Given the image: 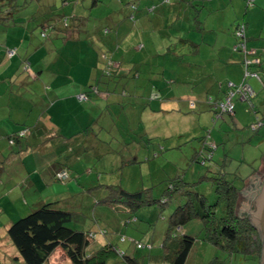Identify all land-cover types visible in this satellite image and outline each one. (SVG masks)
<instances>
[{
	"label": "rangeland",
	"instance_id": "1",
	"mask_svg": "<svg viewBox=\"0 0 264 264\" xmlns=\"http://www.w3.org/2000/svg\"><path fill=\"white\" fill-rule=\"evenodd\" d=\"M107 3L105 0H100L96 6L92 7V0H77V3L74 1L66 5H63L61 0H57L54 14L63 16L61 24L65 26L66 21L69 23L70 14H75L74 11L78 15L82 14L84 13L83 8H87L86 17L91 19L89 28L97 25L103 29L102 20L107 12ZM166 14L169 13L166 12ZM168 18L171 19V15ZM148 22L157 25L160 18L154 16ZM172 24L173 22L169 23L170 26ZM104 33L107 32L104 31ZM6 34L8 33L3 32L0 35ZM156 35L153 34V37ZM149 42L154 43L150 36L145 39V49L138 53L132 42L120 39L119 50L117 49L114 58L106 51H101L100 48L91 50L90 52L95 56V62L97 60L100 62L99 75H104L103 79L106 84L110 89L116 88V91L108 94L111 98L102 97L103 100L99 98L97 92H91L90 98L86 97V99H79L74 95L73 98L85 104H90L92 99L98 100L93 102L94 105L85 107L83 104L77 107L67 99L65 106L60 108L63 118L60 119L58 114L50 119L49 123L53 125L49 127L50 132L54 133V130L61 124L73 128L68 127L67 130L62 129L61 132L56 129L57 134H69L76 131L78 121L75 117L86 119L97 115L102 123L101 126H104L106 130L111 129L110 136L114 137L110 144L111 147L109 146L110 151L107 146H99L100 151L107 150L109 153L102 155L99 152L98 155L82 156L12 155L9 157L7 151L5 155H0V245L4 246L1 253L3 264H23L21 258H15L19 255L8 235L3 231L4 224L18 218L21 214L27 215L28 211L24 210L25 207L35 208L41 204L40 201L46 202L52 196L68 197L60 203L61 207L83 215L70 221L67 224L69 228L96 231L95 238L99 241V245L110 242L120 251H128L129 246L133 245L135 249L133 255L143 258L146 264V256L150 251L153 254L161 253L160 244L165 235L167 218L177 206V201L172 200L162 208L158 205L142 206L135 213L137 218L135 222L129 223L126 205L114 204L120 207L116 209L113 206L98 203L99 199L107 195V191L102 190L105 186L102 187L101 184L119 185L131 192L152 187L153 196L158 198L166 189L169 178L180 175L186 182H198L194 187L206 196L210 204H214V190L211 181L206 179L214 177V174L211 176V172L215 169L213 165H222L225 161L226 178L232 180L237 186L244 184L243 181L252 173L264 169V123L262 122L264 121V89L259 90L252 98L254 107L248 101L242 102L234 97V116L230 118L228 115H223L222 118L215 119L211 104L214 103L219 93L215 88L212 89V86L209 89L208 85L216 83L227 86L228 83H232L238 86L242 82V74H235L230 78L219 76L213 81L208 78V76H213L208 70L218 66L217 63L214 65L205 60V62H195L196 65H190L193 62L188 60L186 55L175 57L172 51L167 50L161 52V56L154 57L155 53L149 52L148 47L151 45ZM180 45L181 43L178 44L179 49H177L179 53L185 51ZM131 46H133L132 49ZM88 52L82 48V55L79 56L78 50L73 52L68 49L67 57L73 61H81L82 65L76 67L77 81L76 79L67 80L66 83L69 84L66 93L73 89V82L76 81L79 84L80 79L84 80L88 76L86 72V65L89 64L86 63ZM133 54L136 55L134 59H132ZM208 54L203 55L205 59ZM139 56L145 58L143 63L148 66L142 67L143 72L140 78H136L138 73L134 70H138L139 65L133 69V63L139 62ZM88 58L92 59L91 56ZM116 62H122L121 68H131L128 78L109 77L114 68L118 66ZM152 64L157 67L161 66L165 74L160 76L159 68L152 67ZM149 66L154 69H149ZM196 70L200 71L196 72ZM261 75L262 73H259V76ZM148 83L150 90L151 83L155 84L154 94L149 96L147 91L144 92V87ZM251 83L255 87V82ZM134 88L139 91L134 92ZM116 97H120L122 103L114 105L112 101ZM108 102L111 104L107 105ZM20 128L22 127L18 126L16 129L10 127L11 130ZM99 128L95 127L97 130ZM102 132L100 136L106 139L109 131L105 133L103 130ZM203 145L207 147L214 145L211 166L205 160L206 153H199ZM58 157L62 160L73 161L77 168L67 171L69 176L63 180H57L54 176L57 170L52 174L50 172L52 171L50 165L54 166ZM203 176L206 178H201ZM82 184H86L85 186L94 184L92 185L94 188L92 187L89 191L80 189ZM18 194L24 196L22 203L16 199ZM125 221L126 224H124ZM201 227V221L194 219L182 229L187 235H198L199 240ZM137 243L143 247L136 248ZM8 245L13 247L15 254L7 250ZM215 249L219 264H255V261L244 259L239 255L229 256L222 249L203 241L194 242L185 264H213L212 260L215 256L213 250ZM49 264L71 263L64 253L57 249L51 256Z\"/></svg>",
	"mask_w": 264,
	"mask_h": 264
},
{
	"label": "crops",
	"instance_id": "2",
	"mask_svg": "<svg viewBox=\"0 0 264 264\" xmlns=\"http://www.w3.org/2000/svg\"><path fill=\"white\" fill-rule=\"evenodd\" d=\"M72 1L74 0H67L63 5L70 4ZM75 1L77 3V0ZM98 1L100 0H92L91 6H96ZM105 1L108 3L107 12L102 20L104 22L103 29L97 25L89 28L91 19L86 17L87 8H83L84 13H79V15L74 11L75 14H70L69 25L63 26L61 24V17L63 16L54 14L57 0H40V3L32 2L27 8L20 10L19 14L26 13L27 22L22 18H15L18 15L17 12L8 21L0 24V34H3V32L9 34L0 35V155H5L7 151L9 157H12V155L82 156L98 155L99 152L102 155L109 153L110 144L114 137L110 136L111 129L106 130L104 126H101L102 123L97 115L86 119H77L75 117L78 121V125L75 128L76 131L69 134H57L56 129L61 132L62 129L73 128L61 124L57 125L58 127L54 130V133L50 132L49 127L53 125L49 122L51 118L56 117L58 114L60 119L63 118L60 108L65 106V100L69 99L77 107L85 104L73 97L74 95L77 97L79 94H83L92 84L96 85L94 86L96 90L92 87L86 93L87 98H90L91 92H97L99 98L103 100V98L109 96L108 94L116 91V88H109L105 79H103L104 75H99L100 62L98 60L95 62V56L90 51L100 48L102 49L101 51H106L114 58L117 49L119 50L118 42L120 39L132 42L138 53H141L146 47L145 39L150 36L154 43L149 42L151 45L148 48L151 54L155 53L154 57L161 56V52L167 50L172 51L175 57L186 55L188 60L193 62L190 65H196L195 62H205V60L214 65L217 63L218 66L208 70L213 75L208 76V78L215 81L216 77L219 78V76L230 78V76H235V74H242L240 55H237L232 50L237 43L233 31L237 25L245 24L247 41L243 48L251 53L253 50L259 52L262 57V64L254 68V70L257 71L258 75L262 73L259 77L264 79V0H251L250 4L248 3L249 0H168V3H164L163 0ZM131 4L135 5L136 11L133 12L130 9ZM48 5H53V7L48 8ZM166 12L169 14H166ZM131 14L134 16L133 20H131ZM170 15L171 19L168 18ZM154 16L160 18V22L157 25L148 22ZM45 19H52L49 23L53 24L55 28L54 31L50 32L47 39L41 38L38 32L39 25ZM170 22H173L171 26L169 25ZM104 31L108 34L104 33ZM153 34L157 35L153 37ZM179 43L185 50L184 52H178ZM12 48L16 49V54L8 57L6 50ZM82 48L89 51L86 57V63H89L86 65L88 76L84 80L80 79L79 84H77L76 67L82 65V62L80 59V62L73 61L67 57V54L68 49H71L73 52L78 50V54L81 56ZM132 48L133 46H131ZM205 53H209L206 59L203 56ZM103 55L107 56L106 54ZM210 55L212 57H209ZM89 56L92 59H89ZM135 56L133 54L132 59ZM139 59V62H136L138 64L133 63V69L139 65V69L134 70V72L138 73L136 78H140L143 72L142 67L148 66L143 63L145 58H140L139 56ZM116 63L118 66L114 68L109 77L128 78L131 68L124 69L121 68L122 62ZM151 66L157 67L153 64ZM152 67L149 66V69H154ZM157 68H159L158 74L160 76L165 74L161 66ZM69 79H76V81L73 82V89L66 93L69 84L66 82ZM251 82H255V87H253ZM248 84L256 93L264 89V87L259 85L257 78L251 79ZM151 85V90L149 89V83L144 87V92L147 91L148 96L154 94L155 84L151 83ZM211 86L212 89L215 88L219 93L216 99L222 98L226 85L223 86L216 83L211 85L210 83L208 88L211 89ZM133 91L137 93L139 90L134 88ZM109 97L111 98V96ZM97 100L92 99V103L85 104V107L94 105L93 102ZM121 101L120 97H116L112 103L118 105L122 103ZM106 104L109 105L111 103L108 102ZM14 125L22 128L27 127L29 132L24 138L10 144L8 137L18 131L10 129V127L16 129ZM95 127L100 128L97 130ZM103 130H105V133L109 131L106 139L100 136ZM101 145L103 147L107 146L109 150L103 149L105 151H100L99 146ZM7 147H9V150H7ZM57 161L58 163H56ZM54 164V166L50 165L51 174L57 170V172H54V176L60 171H65L68 175L67 171L77 169L73 161L62 160L59 157ZM56 167L58 168L56 169ZM45 185L48 186V184ZM85 185L82 184L80 189L89 191L94 186V184H92L93 186L91 184ZM22 198L24 199V196H20V194L16 197L20 203H22ZM66 199L68 197L52 196L46 202L59 201L62 203ZM40 203L43 204L45 202L40 201ZM32 209L33 207L24 208L25 211H28L27 213ZM21 215L18 218L26 214ZM18 218L9 220L7 224H4L3 231L6 233L9 224ZM96 243L98 244L99 241L96 240ZM3 248L4 246L0 245L1 259ZM7 250L15 254V250L11 245L7 246ZM125 253H132L131 255H133L135 253L133 245H130ZM149 254L158 256L161 253L153 254L150 251ZM213 255L215 256H213L212 263L219 264L216 249L213 250ZM15 258L17 259L16 256ZM254 263L256 264V262Z\"/></svg>",
	"mask_w": 264,
	"mask_h": 264
},
{
	"label": "trees",
	"instance_id": "3",
	"mask_svg": "<svg viewBox=\"0 0 264 264\" xmlns=\"http://www.w3.org/2000/svg\"><path fill=\"white\" fill-rule=\"evenodd\" d=\"M39 1L0 0V24L8 21L17 12L18 15L15 18H22L27 22L26 13L19 14L20 10L27 8L32 2L40 3ZM61 2L65 3L67 0H61ZM163 2L168 3V0H163ZM51 7L53 5H48V8ZM130 9L133 12L136 11L135 5L131 4ZM131 16L133 20V14ZM51 20L45 19L39 25L38 32L43 39H47L50 32L55 30L53 24L49 23ZM65 23V26L69 25L67 21ZM235 28L233 33L237 43L232 50L240 55L243 76L241 83L248 84V81L257 78L259 85L264 87V79H261L257 71L254 70V68L262 64L261 56L258 51L253 50L251 53L243 48L242 45H245L247 37L245 33L244 38L240 39L237 37L238 25ZM8 51L14 52L12 56L16 54L15 48L7 49L6 54L8 57H12L8 55ZM246 61H249V63L246 64ZM246 72L250 75L245 76ZM252 74L257 75V77L251 76ZM91 86L95 89L94 84ZM91 86L83 94L86 95L91 90ZM229 90L230 88L225 86L223 97L219 100L214 99V103H210L215 116L218 110L214 108V104L223 101ZM255 95L256 92L253 90V95L247 100L253 107L252 98ZM236 97L238 98L239 96ZM223 115H228L232 118L234 115V103L232 113H222L219 118H222ZM219 118L215 117V119ZM262 122L264 123V121ZM28 132L29 128L27 127L19 129L8 137L9 143L13 144L15 141L24 138ZM21 133L22 135H20ZM206 150H209L211 154L204 155V157L211 166L213 163V149L203 145L200 153L202 154ZM194 159L197 160V158ZM213 166H215V169L211 172V176L214 174V177L206 178V176H203L201 178L205 177L211 181L215 195L214 204H210L206 196L198 192L197 188L194 187L198 182H186L180 175L169 178L166 189L158 198L153 196L152 187L131 192L119 185L106 186L99 184L102 187L105 186V189L102 190H106L107 195L99 199L98 203L110 205L116 209H120V207H116L114 204L126 205V212L129 215L127 218L130 223L135 222L137 219L135 213L142 206L158 205L162 208L171 203L172 200L177 201V206L167 218L165 235L160 244L161 254L158 256L148 254L146 256V264H185L187 256L196 241L211 243L222 249L229 256L239 255L244 259L253 260L259 264L262 248L259 234L250 223L249 215L240 212L241 191L244 189L245 183L237 186L232 180L226 178L224 164ZM60 172H64L67 178L68 175L65 171ZM58 173L55 174L56 179L62 180L57 177ZM256 173L258 174V180L262 183L264 169H260ZM80 216H83L80 212L62 208L59 201H47L30 210L26 216L11 222L6 229V234L19 255L17 259L21 258L23 264H48L53 253L60 249L71 264H145L143 258L126 254L125 251H120L117 246L110 242L97 244L96 231L77 230L67 226L70 221L76 220ZM194 219H198L202 223L199 240L198 235L190 236L182 232V228ZM126 223L125 221L124 224ZM103 233L105 234L106 232L103 230ZM142 247L141 244L137 243L136 248ZM150 248L152 247L150 246ZM0 264H3V259L1 258Z\"/></svg>",
	"mask_w": 264,
	"mask_h": 264
},
{
	"label": "water",
	"instance_id": "4",
	"mask_svg": "<svg viewBox=\"0 0 264 264\" xmlns=\"http://www.w3.org/2000/svg\"><path fill=\"white\" fill-rule=\"evenodd\" d=\"M256 172L243 181L244 183L248 182L249 184L241 191L242 201L240 203V212L249 215L250 223L259 234L262 243L259 264H264V181L258 189L259 180ZM255 192L256 199L254 195Z\"/></svg>",
	"mask_w": 264,
	"mask_h": 264
},
{
	"label": "built area",
	"instance_id": "5",
	"mask_svg": "<svg viewBox=\"0 0 264 264\" xmlns=\"http://www.w3.org/2000/svg\"><path fill=\"white\" fill-rule=\"evenodd\" d=\"M251 0H249V4H250ZM244 25H238L237 31H236V35L237 37H239L240 39L244 38ZM244 46V45H242ZM14 54L13 51H8V55L12 56ZM249 61H246V64H248ZM250 75L248 72L245 73V76ZM251 76L257 77V75L252 74ZM228 88H230L228 95L226 96V98L217 103L214 104V108L216 110H218L217 115L215 116L216 118H219V116L222 113H232L233 110V103H232V98L234 96H239V99L242 101H247L249 100V98L253 95V90L252 88L246 84V83H241L238 86H234L232 83H228L227 85ZM79 99H86V95L85 94H79L78 95ZM22 135V133L20 134ZM57 177L60 179H64L66 178V174L64 172H60L57 174Z\"/></svg>",
	"mask_w": 264,
	"mask_h": 264
},
{
	"label": "flooded vegetation",
	"instance_id": "6",
	"mask_svg": "<svg viewBox=\"0 0 264 264\" xmlns=\"http://www.w3.org/2000/svg\"><path fill=\"white\" fill-rule=\"evenodd\" d=\"M205 147H207V146H205ZM208 147H211V146H208ZM214 148V145L211 147V149H213ZM204 153H206V155H209V154H211L210 152H209V150H206V151H204ZM263 181H264V179H263ZM263 181H262V183H263ZM259 183H258V189L261 187V185H262V183H260V180L258 181ZM248 182H246L245 183V186H244V189L248 186ZM261 184V185H260ZM258 189H257V191H258ZM255 199H256V192H255ZM242 196V195H241ZM255 199H254V202H255Z\"/></svg>",
	"mask_w": 264,
	"mask_h": 264
}]
</instances>
